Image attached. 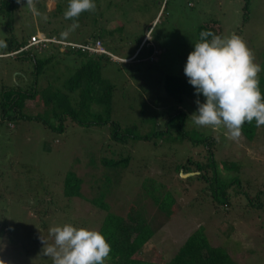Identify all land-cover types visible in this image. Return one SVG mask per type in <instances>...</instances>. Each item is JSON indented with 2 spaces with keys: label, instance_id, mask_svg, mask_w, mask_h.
I'll list each match as a JSON object with an SVG mask.
<instances>
[{
  "label": "rangeland",
  "instance_id": "rangeland-1",
  "mask_svg": "<svg viewBox=\"0 0 264 264\" xmlns=\"http://www.w3.org/2000/svg\"><path fill=\"white\" fill-rule=\"evenodd\" d=\"M60 1L67 0H59V3ZM247 1L249 4L246 14L242 9L244 0H118L117 6L110 8L107 5L108 0L105 1L104 12L111 16L101 32L120 27L112 36H102L106 51L111 53L108 54L110 59L116 63L109 64L104 70L108 81L116 86L111 120L125 129L136 125L133 136L152 135L148 140L128 139L127 144L120 147L110 139L108 126L104 125L71 124L68 131L58 135L57 139L60 141H57L53 139L54 134L35 121H18L14 130L0 124V157L6 156L5 167L19 171L26 179L22 186H17L20 188L18 189L15 187V179L10 178L9 184L16 190L0 198V260L5 264H53L52 258L44 256L42 252V240L48 244L54 243V238L48 232L51 227L59 226L62 222L68 224L72 217L84 223L86 229L89 227L95 230L93 225L98 219L100 221L104 212H98L87 201V198H95L97 192L91 191L88 186H82L81 189L86 199L73 201L72 208L75 211L70 217L63 219L57 212L47 215L40 212L41 219L46 222L44 228H40L41 224L36 219L37 213L33 209L26 211L24 204L29 197L26 193L30 186L43 180L47 181L48 187L55 194L58 179L63 178L73 168L79 176L83 177L91 172L97 180L104 173L101 166L100 173L97 166L92 165V159H116L118 155L125 154L131 155V162L124 169V173L120 174V180H114L115 185L110 187L104 199L116 213L125 215L129 205L133 203L145 205L148 215L151 209L154 210V206L149 201L142 200L138 193L147 179L153 183L154 180L162 183L165 189L172 192L177 202L175 209L163 217L167 221H153L156 229H159L157 233L162 234L160 231H164L165 234L156 238L152 245L145 247L142 256L159 264L161 262L155 253L168 259L178 249V245L181 246L180 243L188 233L191 234L202 226L210 243L221 246L236 263L264 264V125H256V135L252 139L242 133L238 141L232 140L228 138V130L224 126L200 127L193 123L190 116L197 112L195 101L199 99L203 103L204 99L195 97L178 101L167 97L162 91V82L166 75L187 78L183 69L195 44L196 27L210 18L217 19L222 38L235 34L245 41L254 54V63L262 68L258 73L259 83H264V0ZM38 2L50 11L55 9L57 0ZM22 4L26 5V0H22ZM48 18L50 20L47 21L42 16L36 17L28 7H21V4L16 3L14 25L19 23L24 26L26 36L32 31L37 32L41 25L45 29L60 30L59 32H64L69 27L67 23H53L52 17ZM3 23L4 19L0 16V54L5 49L8 37ZM97 26L103 28L101 22ZM90 30L85 27L84 32H91ZM82 34L71 32L66 38H62L65 41L82 43ZM138 40H141V46L147 45L140 53L136 48ZM105 43L109 46H105ZM62 50L64 48L60 47V51ZM151 50H154L153 53L149 52ZM52 65L46 69L45 74H40V86L47 83L48 77L52 82L57 77L60 78L58 83L64 80V76H59L64 70V63L56 61ZM29 66L30 64L15 60L12 56L0 57V89L16 83L25 85L31 80L32 67L27 69ZM42 75L45 77H41ZM27 108L28 113L31 110L42 112L43 109L38 101L28 102ZM93 111H101V108L94 107ZM174 112L186 113L189 128L214 140L212 151L219 161L218 184L230 181L236 183L235 191H239L242 197H232L230 211L226 215L223 212L224 206L217 211L212 209L209 195L201 197L200 182L180 183L172 172L166 174L175 164L198 153L187 143H169L153 135L158 129L165 127V122ZM92 118L93 116H86L85 120ZM77 157H83V161H77ZM225 164L229 165L226 170L222 168ZM25 167L31 172L23 173ZM60 187L58 184V188ZM38 193L44 194L37 190L36 196L31 193V197L38 198ZM57 193L61 195V191ZM244 198L252 201L247 210H243L240 204ZM58 207H61L60 204L57 207L54 205L51 210L54 212ZM13 223L17 225L15 232L10 227ZM29 223L36 226L29 227L31 232L18 229L25 228ZM31 247L35 248L31 250ZM14 256L19 258V263Z\"/></svg>",
  "mask_w": 264,
  "mask_h": 264
},
{
  "label": "trees",
  "instance_id": "trees-1",
  "mask_svg": "<svg viewBox=\"0 0 264 264\" xmlns=\"http://www.w3.org/2000/svg\"><path fill=\"white\" fill-rule=\"evenodd\" d=\"M105 1L106 0H94L96 4L95 11L81 13L79 17L80 26L74 32L83 33L82 43L65 41L61 36L62 32H59L60 30L45 29L41 25L38 31L43 33L48 39H54L56 43L49 42L44 48L38 46L29 47L12 57L15 60L30 64L27 69L32 67L30 72L31 80L27 81L23 86L16 83L11 87H3L0 89L1 125L5 124L10 130H14L18 121H35L43 128H47V131L54 134V140L57 139L58 135L68 131L69 125L74 123L82 126H89L91 124L98 126L104 125L108 126L110 139H112L114 144H119L120 147L126 145L128 139L148 140L149 137H151L152 134H136L133 136L136 125L125 129L116 125L111 120L116 86L108 81L104 75V70L108 68L109 64L116 63L110 59L109 55L111 53L106 51L102 36L106 34L112 36V33H117L120 27L117 26V28L109 32H101L106 28V22L109 21L111 16L104 12L103 7ZM69 3L70 0L60 1V3L59 0H57L55 9L50 11L46 10L42 3H39L37 7L42 14L47 15V17H52L53 23H67L70 27L72 21L65 20L64 18V12L67 10ZM117 4L118 0H108L107 3L109 8L113 5L117 6ZM248 4V1L244 0L242 9L245 14L248 9ZM15 9L16 0H0V16L4 19L3 24L5 25V30L8 32L5 49L1 54L15 52L20 47L26 46L31 36L37 33L32 31L26 36L24 35V26L19 23L14 25ZM104 17H106V19H104ZM114 19L115 17L113 16V20ZM48 20L50 19L48 18ZM100 22L103 24V28L99 26L100 30H98L99 28L97 25ZM69 27H67V29ZM85 27L90 28L91 32L85 33ZM201 31H210L222 37L221 27L215 18H210L196 27L195 44L200 40L199 34ZM209 39L211 38L209 37ZM96 40L100 41L102 47L109 55L93 53L80 47L73 48L69 45L63 47L61 45V43L64 42L79 46L89 45L93 47ZM105 46L108 47L109 45L105 43ZM146 46H141V40L136 42V48L139 50V53L144 50ZM60 47H63L64 50L60 51ZM153 51L154 50H151L149 52L153 53ZM56 61L57 63H60V61L64 63V70H62L59 75L60 77L61 75L64 76V80L58 83L60 78L57 77L56 79L53 78L54 81L52 82L48 77L46 79L47 83L40 86V74L43 72L45 74L46 69L52 67V64ZM41 77L44 78L45 76L42 75ZM263 87L264 83H259L262 97H264ZM162 91L167 97L178 101L184 98L193 99L195 97L205 99L202 95L197 96L195 94L194 88L188 83L187 78L177 75H166L164 77ZM31 101L40 102L43 108L42 112H34L31 110V112L28 113L27 103ZM94 107H100L101 111H93ZM86 116H93V118L85 120ZM187 118L184 112H174L173 115L168 117V120L165 122V127L158 129L159 131L153 134L158 137L157 139L166 140L169 141V143H187L190 145V148L198 151L196 155H190L183 162L175 164L170 172L167 170L166 174L172 172L180 183L192 184L200 182L201 197L203 198V196L209 195L211 204L213 205L212 209L217 211L221 206H224L225 210L223 212L226 215V213L230 211L229 207L232 204L231 201H233L232 197L241 198L242 195L239 194V191H235L236 183L233 181L218 184L220 182V177L217 171V162L219 161L216 160L214 151H212L214 140H212L210 136L198 134L192 128H189L186 123ZM255 127V120L250 123L246 121L243 125L242 133L247 137L250 136V139H252L254 135H256ZM57 141L60 140L57 139ZM109 147H111V145ZM79 159L82 160L83 157L76 158L77 161ZM130 159L131 155L125 154L118 155L116 159L108 157H102L100 159L94 158L91 161L92 165L97 166V169L101 166L102 173L104 174L96 180L91 172L82 177L79 176L77 171L73 168L69 170L63 178L60 177L58 179V182L55 184V194L50 190V187H48L47 181L40 180L36 185L28 188L29 192L26 193V195L29 196L27 197L28 202L24 204L26 206V211L33 209V211L37 213L36 219L39 220L41 224L40 228H44L46 222H43L41 219L39 215L40 212H42L43 215L57 212L63 216V219L70 217V214L75 211L72 208L74 204L73 201H76V199H86L81 189L83 188L82 186H88L91 191L95 190L97 192L95 198H87V201L93 205L98 212H104L100 221L98 219L93 227H95V231L100 232L105 237L106 241L111 246V252L105 264H157L155 261L151 262L149 259L145 258L144 255L142 256V251L145 247H148L150 244L152 245L154 240L160 235L165 234L164 231H160L162 234L157 233L159 229H156L153 221H167L163 217L169 215L170 212L175 209L177 202L172 192L165 189L162 183L155 182V180L153 183L147 179L139 188L138 193L139 196L142 197V200H147L154 206V210L151 209L149 215L147 214L145 205L139 206L136 205V203L129 205L130 208L125 212V215H120L104 201L107 193L110 191V187L115 185L114 180H120V174L124 173V169H126L131 162ZM4 164H6V156L0 157V189L2 191L0 192V198L3 197L4 194L13 193L16 188L20 189L17 186H22L23 182L26 180L19 171H14L8 166L5 167ZM228 166L229 165L225 164L222 168L226 170ZM98 171L100 172V169ZM30 172L31 171H28L27 167L23 169V173ZM11 173L13 175L10 176ZM180 173H192V175L181 178V176H179ZM10 178L15 179L16 188L9 184ZM221 179L225 180L224 178ZM27 181L29 180L27 179ZM58 184L61 185L60 188H58ZM37 190L43 191L44 194L40 195V193H38V198H32L31 193L36 196ZM184 190L186 191V187ZM58 191H61V195L57 193ZM195 197H197V195ZM30 198H32L31 201ZM142 200L139 202L141 203ZM251 203L252 201H246L244 198L240 204L243 206V210H247L250 208ZM59 204L61 207H58L57 210L53 212L51 210L52 207L54 205L57 207ZM18 210L20 211L19 208ZM26 217L28 218L27 215ZM163 224L165 225L166 222ZM11 225V229L15 232L17 230V225L14 223ZM64 225L66 224L62 222L59 226L62 227ZM68 225H76L75 228L77 229H86L84 223H80L78 219L72 217L68 220ZM29 227L35 228L36 226L29 223L25 225V228L19 227L18 229L31 232L32 230ZM87 229L91 230L89 227ZM4 232L9 234V231L6 229H4ZM188 234L180 243L181 246L178 245V249L175 250L168 259H165L159 254H154L159 258L161 262L159 264H238L221 246H214L210 243L202 226L192 231L191 234ZM11 241L14 245L15 242H13L12 239ZM14 248L19 252L17 246L14 245ZM34 248L35 247H31V250ZM14 257L16 262L19 263V258L17 256Z\"/></svg>",
  "mask_w": 264,
  "mask_h": 264
},
{
  "label": "clouds",
  "instance_id": "clouds-1",
  "mask_svg": "<svg viewBox=\"0 0 264 264\" xmlns=\"http://www.w3.org/2000/svg\"><path fill=\"white\" fill-rule=\"evenodd\" d=\"M16 3L28 7L35 16L48 19L39 11L38 0H26V5L22 0ZM95 9L94 0H70L64 18L72 23L61 36L66 38L79 28L81 13ZM199 36L183 71L195 94L205 99L203 103L199 99L195 101L197 112L190 117L196 126H224L228 138L238 141L246 121L255 120L257 127L264 125V97L258 79L262 68L254 63V54L240 36L222 38L210 31H201ZM10 53L0 55L5 57ZM49 235L54 237V243L42 240V252L52 258L53 264H105L111 252L105 237L95 230L66 224L51 227ZM0 264L5 262L0 260Z\"/></svg>",
  "mask_w": 264,
  "mask_h": 264
},
{
  "label": "built area",
  "instance_id": "built-area-1",
  "mask_svg": "<svg viewBox=\"0 0 264 264\" xmlns=\"http://www.w3.org/2000/svg\"><path fill=\"white\" fill-rule=\"evenodd\" d=\"M49 42H54L56 43V41L54 39H48L47 37H45V35H39V34H35L33 36H31V38L29 39L28 41V44H26V46L24 47H20L17 51L15 52H12L10 53L9 55L10 56H13V55H16L20 52H22L23 50L29 48V47H41V48H44L46 47V44L49 43ZM61 45L64 47V46H72L73 48L74 47H80L82 49H86L90 52H93V53H98V54H108L104 48L102 47L101 43L99 40H96L95 43H94V46L93 47H90L89 45H86V46H79V45H76V44H73V43H64L62 42ZM111 55V54H110ZM0 57H3V55H0Z\"/></svg>",
  "mask_w": 264,
  "mask_h": 264
},
{
  "label": "water",
  "instance_id": "water-1",
  "mask_svg": "<svg viewBox=\"0 0 264 264\" xmlns=\"http://www.w3.org/2000/svg\"><path fill=\"white\" fill-rule=\"evenodd\" d=\"M191 175H192V173H187V174L180 173L181 178H186V177L191 176Z\"/></svg>",
  "mask_w": 264,
  "mask_h": 264
},
{
  "label": "crops",
  "instance_id": "crops-1",
  "mask_svg": "<svg viewBox=\"0 0 264 264\" xmlns=\"http://www.w3.org/2000/svg\"><path fill=\"white\" fill-rule=\"evenodd\" d=\"M56 5V4H55ZM37 34L39 35H44L43 33H41L40 31H37Z\"/></svg>",
  "mask_w": 264,
  "mask_h": 264
}]
</instances>
